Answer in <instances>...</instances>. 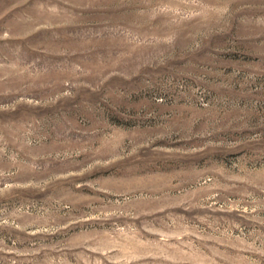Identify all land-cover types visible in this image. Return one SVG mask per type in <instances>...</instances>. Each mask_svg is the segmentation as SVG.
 I'll return each instance as SVG.
<instances>
[{
  "label": "rangeland",
  "instance_id": "rangeland-1",
  "mask_svg": "<svg viewBox=\"0 0 264 264\" xmlns=\"http://www.w3.org/2000/svg\"><path fill=\"white\" fill-rule=\"evenodd\" d=\"M0 264H264V0H0Z\"/></svg>",
  "mask_w": 264,
  "mask_h": 264
}]
</instances>
